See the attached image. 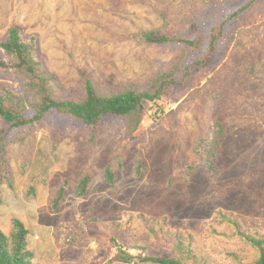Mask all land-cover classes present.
<instances>
[{"label": "rangeland", "instance_id": "rangeland-1", "mask_svg": "<svg viewBox=\"0 0 264 264\" xmlns=\"http://www.w3.org/2000/svg\"><path fill=\"white\" fill-rule=\"evenodd\" d=\"M250 1L0 0V38L12 25L36 34L35 56L65 92H81L85 78L100 90H143L176 63L189 66L166 96L144 102L133 132L119 115H105L93 134L51 112L8 133L13 183L0 187V230L23 222L32 264H153L142 258L168 257L178 241L197 264H255L258 249L242 234L264 236V0ZM218 24L223 35L208 53ZM150 30L203 46L147 42ZM1 85L20 82L0 72ZM215 120L226 128L217 176L194 150Z\"/></svg>", "mask_w": 264, "mask_h": 264}, {"label": "trees", "instance_id": "trees-1", "mask_svg": "<svg viewBox=\"0 0 264 264\" xmlns=\"http://www.w3.org/2000/svg\"><path fill=\"white\" fill-rule=\"evenodd\" d=\"M256 0H251L254 3ZM223 24L212 27L208 38V53L215 47L216 41L222 37ZM141 37L147 42L158 44L180 42L189 49L199 50L203 46L200 38L179 37L174 34L143 31ZM36 34L23 33L18 26L12 25L5 36L0 38V72L19 80L18 88L0 86V187L12 186L13 178L7 157V136L14 129L22 126L37 125L48 113L65 114L82 121L92 127L93 134L98 131L102 118L107 114L119 115L128 121L129 130L133 132L143 118L144 102H154L166 96L170 85L181 83L189 75V66L179 69V63L168 70L157 74L152 83L143 90L132 87L123 90H100L88 78L83 79L81 92H65L56 75L48 71L35 56ZM204 59H197L194 64H201ZM181 71L177 78L176 74ZM93 136V135H92ZM226 139V128L215 120L210 132L200 135L194 150L201 160L203 169L210 175L217 176L223 170V143ZM140 161L134 169L138 176L142 171ZM106 182L112 183L113 171L106 167L103 174ZM89 175L85 174L75 186L78 196L86 193ZM64 194L60 186L54 200L57 205ZM222 218L229 219L219 212ZM29 231L23 222L13 217L7 233L0 230V264H32L34 252L28 247ZM245 241L258 249L255 264H264V236L257 237L242 234ZM126 260L132 257L122 253ZM153 264H197L196 253L190 247L178 241L174 252L168 257L162 255H146L142 258Z\"/></svg>", "mask_w": 264, "mask_h": 264}]
</instances>
